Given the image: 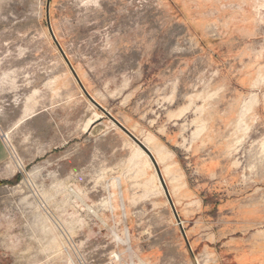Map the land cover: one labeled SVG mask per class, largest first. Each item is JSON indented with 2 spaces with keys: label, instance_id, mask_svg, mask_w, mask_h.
Returning <instances> with one entry per match:
<instances>
[{
  "label": "rangeland",
  "instance_id": "374dc122",
  "mask_svg": "<svg viewBox=\"0 0 264 264\" xmlns=\"http://www.w3.org/2000/svg\"><path fill=\"white\" fill-rule=\"evenodd\" d=\"M45 3L0 0V264H264V0H50L156 166Z\"/></svg>",
  "mask_w": 264,
  "mask_h": 264
},
{
  "label": "water",
  "instance_id": "95a60500",
  "mask_svg": "<svg viewBox=\"0 0 264 264\" xmlns=\"http://www.w3.org/2000/svg\"><path fill=\"white\" fill-rule=\"evenodd\" d=\"M49 2L50 0H46V3H45V13H46V23H47V27H48V31L51 35V38L52 40L54 41L55 45L57 46L59 52L61 53L63 59L65 60L66 64L68 65L69 69L71 70L73 76L75 77V79L77 80L80 88L82 89V91L84 92V94L86 95V97L94 104L96 105L102 112H104L125 134H127L141 149H143L147 154L148 156L150 157V159L152 160V162L155 164L156 166V162L151 154V152L149 151V149L131 132L129 131L122 123H120L118 120H116L109 112H107L86 90L85 88L83 87L82 83L80 82L76 72L74 71L70 61L68 60V58L66 57V55L64 54L61 46L59 45L56 37L54 36L53 32H52V29L50 27V24H49V17H48V9H49ZM157 169V167H156ZM157 172H158V175H159V178H160V181L164 187V190H165V193H166V196H167V199L169 201V204L173 210V213H174V216L176 218V220L179 221V218H178V215L176 213V210L174 208V205H173V202L168 194V191L164 185V182H163V178L161 176V174L159 173V170L157 169ZM180 231H181V234L184 238V241L186 243V246L188 248V250L190 251V254H191V258L193 260V262H195V257L193 255V253L191 252L190 250V246H189V243L186 239V236H185V233H184V230L182 228H180Z\"/></svg>",
  "mask_w": 264,
  "mask_h": 264
},
{
  "label": "crops",
  "instance_id": "0c3cea01",
  "mask_svg": "<svg viewBox=\"0 0 264 264\" xmlns=\"http://www.w3.org/2000/svg\"><path fill=\"white\" fill-rule=\"evenodd\" d=\"M9 159V152L1 138L0 135V171H4V167L6 166V162Z\"/></svg>",
  "mask_w": 264,
  "mask_h": 264
},
{
  "label": "bare ground",
  "instance_id": "6f19581e",
  "mask_svg": "<svg viewBox=\"0 0 264 264\" xmlns=\"http://www.w3.org/2000/svg\"><path fill=\"white\" fill-rule=\"evenodd\" d=\"M248 110H245V113L247 112ZM119 183V182H118ZM119 187V186H118ZM120 194V193H119ZM126 238V237H125ZM127 242V241H126Z\"/></svg>",
  "mask_w": 264,
  "mask_h": 264
}]
</instances>
